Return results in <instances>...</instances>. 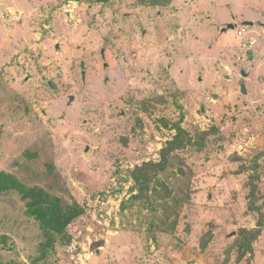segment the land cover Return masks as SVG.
<instances>
[{
  "label": "rangeland",
  "instance_id": "rangeland-1",
  "mask_svg": "<svg viewBox=\"0 0 264 264\" xmlns=\"http://www.w3.org/2000/svg\"><path fill=\"white\" fill-rule=\"evenodd\" d=\"M0 264H264V0H0Z\"/></svg>",
  "mask_w": 264,
  "mask_h": 264
},
{
  "label": "trees",
  "instance_id": "trees-1",
  "mask_svg": "<svg viewBox=\"0 0 264 264\" xmlns=\"http://www.w3.org/2000/svg\"><path fill=\"white\" fill-rule=\"evenodd\" d=\"M193 143V140L191 139L190 135L185 132H180L178 136L174 139V141L170 142L162 151V157L161 161L159 163H145L141 167H137L133 173L132 177L134 181L139 185L142 183L143 180L150 181V176L153 174L155 176V183H158V176L168 172L171 169H174L177 175H180L182 171L180 167V158L175 153L179 150L185 149L188 145H191ZM178 170V171H176ZM259 179V175L256 172V174L251 179V187H252V197L253 200L250 204V210L256 211V200H257V191L258 187L255 183L256 180ZM56 212V211H55ZM84 213V210L81 208H74L68 213L61 214L60 217L65 218L64 220L66 222H70L73 219H76L80 217ZM57 214L54 215V217L51 218L50 222H48L50 225L57 222ZM250 235L253 237V240L257 239L261 235V228L250 233Z\"/></svg>",
  "mask_w": 264,
  "mask_h": 264
},
{
  "label": "water",
  "instance_id": "water-1",
  "mask_svg": "<svg viewBox=\"0 0 264 264\" xmlns=\"http://www.w3.org/2000/svg\"><path fill=\"white\" fill-rule=\"evenodd\" d=\"M105 52H103V57L105 58V55H104ZM85 68H86V65L85 63L82 64V69H83V78L85 79L86 77V72H85ZM242 74L244 75V77H248V75L245 73V72H242ZM241 88H242V92L244 94H247V87H246V84L242 81L241 82ZM75 100V97H71V102H73Z\"/></svg>",
  "mask_w": 264,
  "mask_h": 264
},
{
  "label": "built area",
  "instance_id": "built-area-1",
  "mask_svg": "<svg viewBox=\"0 0 264 264\" xmlns=\"http://www.w3.org/2000/svg\"><path fill=\"white\" fill-rule=\"evenodd\" d=\"M239 35L242 36V33H240Z\"/></svg>",
  "mask_w": 264,
  "mask_h": 264
}]
</instances>
